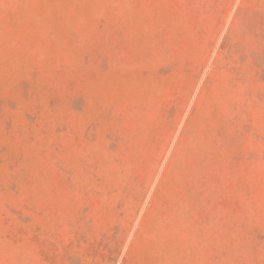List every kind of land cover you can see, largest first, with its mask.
<instances>
[{
  "label": "rangeland",
  "instance_id": "1",
  "mask_svg": "<svg viewBox=\"0 0 264 264\" xmlns=\"http://www.w3.org/2000/svg\"><path fill=\"white\" fill-rule=\"evenodd\" d=\"M240 2L0 0V264H264Z\"/></svg>",
  "mask_w": 264,
  "mask_h": 264
},
{
  "label": "crops",
  "instance_id": "2",
  "mask_svg": "<svg viewBox=\"0 0 264 264\" xmlns=\"http://www.w3.org/2000/svg\"><path fill=\"white\" fill-rule=\"evenodd\" d=\"M238 11H244L247 15L245 17L247 41L249 43L264 41V0H241ZM250 49L254 54L258 50L256 45Z\"/></svg>",
  "mask_w": 264,
  "mask_h": 264
}]
</instances>
